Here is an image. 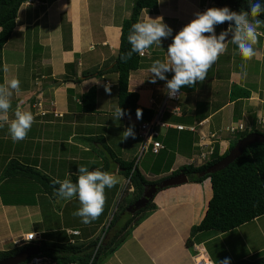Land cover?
<instances>
[{
    "label": "crops",
    "instance_id": "obj_1",
    "mask_svg": "<svg viewBox=\"0 0 264 264\" xmlns=\"http://www.w3.org/2000/svg\"><path fill=\"white\" fill-rule=\"evenodd\" d=\"M110 1L31 0L21 7L15 32L0 52V68L3 71L0 84L4 83L5 78L20 80L19 93L13 91L9 118H14L19 103L34 114L35 121L27 138L18 142L12 140L8 125L0 128V179L11 160L38 169L49 168L45 173L50 172L53 179L60 180L76 175L79 166L89 164L90 171L100 168L106 157L104 146L98 141H103L123 161H135L138 150L136 142L130 144L122 141L123 132L130 126H134L135 133L139 132L141 120L132 116H124L121 120L114 118L118 107V75L111 71L120 50L122 23L131 15L132 0L130 6H106ZM194 7L179 6V25L186 26L196 18L197 13H203L206 9L197 7L194 11ZM148 16L162 17L159 12H143L140 20ZM217 26L219 33L229 27L226 22L221 27ZM219 33H216L217 36ZM231 39L230 33L227 51L211 66L204 81L180 89L182 116L166 114L165 119L175 125L194 126L197 132L163 130L160 140L165 149L159 154L166 152V156L170 159L173 156L174 161L167 170L156 172L148 169L146 173L141 170L149 181L170 178L174 172L188 165L190 158L198 152L200 133L220 132L218 144L220 153L224 154L233 140V136L227 134L228 126L242 123L250 128L264 121V73H261L264 72V35L258 37V43L254 46L257 55L248 61L239 55ZM167 41V38H162V45ZM150 48L146 50L140 69L130 75L129 88L139 94L141 106L156 111L168 90L167 81L157 79L156 83H151L153 76L149 69L155 60L167 57L168 49L151 51ZM250 62H253V66ZM5 65L8 67L7 73L4 71ZM100 71L103 72L101 77L98 76ZM173 75V72L166 73L168 80ZM256 82L257 88L253 87ZM106 86L111 88L110 93L106 92ZM235 86L248 90L251 97L234 100L232 91ZM93 87L97 90L96 111L84 112L81 98ZM237 94L242 96V91H237ZM118 141H122L121 145L117 144ZM88 144L98 147L97 156L91 157L93 152ZM27 147L30 151H27ZM111 165H114L113 162ZM152 168H155L153 164ZM58 169L64 171V178L55 176ZM113 174L118 182L112 188H105L106 205L109 201L112 204L121 188L127 186L128 180L118 170ZM18 183H27L31 188L27 190L33 194V198L27 203L3 198V194L6 195L3 187ZM38 192V185L27 180L5 179L0 184V252L24 247L23 240L30 233H36L38 242L72 243L75 240L76 243H83L99 238L97 232L101 226L103 230L104 217L108 213L103 218L99 217V227L97 223L92 225L95 228L87 229L84 225V228L75 227L72 230L81 232L77 237L64 234L65 212L69 209L68 213L73 214L67 205L78 196L64 200L42 195L49 210L43 218H39L41 200L34 201ZM38 196L40 199L41 195ZM212 196L211 179L201 184L188 182L159 191L154 198L156 210L132 231L126 242L103 264H195L196 247L205 248L212 255L213 263L219 264L221 251L212 252L210 244L260 221L264 216L228 233L200 232L191 238V230L204 219ZM60 203L65 208L58 211L55 204ZM77 208L78 205L74 211ZM255 232L246 236L250 238L244 241L246 248L243 251L232 247L233 251H225L227 254L222 257L223 260L229 258L232 264L241 259L253 260L264 254V226L260 225ZM256 238H261V244L253 249L251 242ZM43 264L55 263L47 261Z\"/></svg>",
    "mask_w": 264,
    "mask_h": 264
},
{
    "label": "trees",
    "instance_id": "obj_2",
    "mask_svg": "<svg viewBox=\"0 0 264 264\" xmlns=\"http://www.w3.org/2000/svg\"><path fill=\"white\" fill-rule=\"evenodd\" d=\"M29 1L31 0H0V52L8 44L15 32L21 7ZM43 1L54 2L56 0ZM210 2L212 3L210 7L215 5L218 8L228 7L235 12H240L241 10L250 11L248 0H210ZM260 2L264 3V0H260ZM159 6V0H132L131 15L122 23L120 50L115 59L114 68L111 70L118 75V106L124 109L126 113H130V115H125L130 117H137V109H141V121L151 120L155 111L139 104V94L131 91L129 84L130 75L140 69L144 56L133 53L130 59L124 60L122 58L131 49L128 35L132 25L140 20L143 12L150 14L158 13ZM259 19L264 20V13L260 15ZM259 31L264 33V27H261ZM98 73L99 77L103 76V72L100 71ZM0 76H3L2 67L0 68ZM237 91H242V96L239 97ZM241 97L250 98L251 93L248 90L235 86L232 91V98L236 100ZM81 103L84 112L93 113L96 111L97 90L95 87L82 96ZM253 132L264 134V132L253 127L250 131L233 136V140L224 154L220 153L219 145H217L210 161L203 166L197 167L188 164L172 174L175 176L184 173L187 175L190 183L201 184L205 180L211 179L212 199L209 202L207 213L202 222L192 228L191 238L200 232L228 233L264 216L263 143H255L249 146L238 159L225 169L213 174H207L208 169L225 158L240 139ZM98 143L104 146V156L106 157L103 158V165L99 169L112 174L118 170L119 174L128 180V187L125 193L130 195V197L127 207L133 206L136 201L143 197L147 185L159 183L163 180L149 181L139 166L135 164V161H123L103 141H98ZM110 161L113 162V166ZM173 161L174 158L172 156L168 168H171ZM2 179H18L21 182L27 180L36 185L39 184L47 195L56 197L52 185L53 178L44 174L38 168L24 165L17 160H11L4 168ZM69 179L75 183L77 175H73ZM55 187L58 188L59 186L56 185ZM131 189L132 192L128 193V190L130 191ZM156 208L157 206L153 198L145 208L135 213L129 212L130 215L127 217V220L115 229L114 218L107 230L108 236L101 244L97 238L83 243L40 241L34 245L40 247L41 257L47 258L55 264H103L126 242L132 235V231L143 223ZM190 241L191 239L189 243ZM28 247L24 246L0 252V260L14 256ZM28 263L29 261L25 264ZM232 264H264V254L253 260L241 259Z\"/></svg>",
    "mask_w": 264,
    "mask_h": 264
},
{
    "label": "clouds",
    "instance_id": "obj_3",
    "mask_svg": "<svg viewBox=\"0 0 264 264\" xmlns=\"http://www.w3.org/2000/svg\"><path fill=\"white\" fill-rule=\"evenodd\" d=\"M248 3L250 11L235 12L228 7L210 8L209 6L205 7L206 10L203 13H197L196 18L174 36L173 42L168 46L167 57L164 60L157 59L152 63L149 71L153 78L150 82L156 83L157 79L166 80L168 94L175 97L182 87L195 86L197 81H204L211 66L219 59L220 55L227 51L229 41L227 37L230 33L232 34L230 42L237 46L239 55L244 61L255 57L257 51L254 46L258 43V37L264 35L259 31L261 27H264V20L259 19L260 15L264 13V3H261L260 0H248ZM225 22L229 27L217 36L216 26ZM171 35L172 29L164 23L163 17H145L132 25L128 35L131 49L122 59H130L133 53L143 56L153 44L161 45L162 38L166 39ZM4 71L8 72L7 65H5ZM168 72L174 73L170 80L166 76ZM244 75L246 76L247 73L245 72ZM20 83L18 78L11 80L5 78L4 83L0 84V128L8 125L14 142L26 139L35 121L34 114L24 109L19 103L15 108L14 118H9L13 91L19 93ZM105 90L108 93L111 92V88L108 86L105 87ZM125 115H130V113H126L119 106L116 107L115 119L121 120ZM140 118H142V110L137 109V119ZM133 129L134 126H130L123 132L124 140L129 137L135 138ZM252 129L253 127L246 128L245 131ZM256 129L258 130V128ZM76 175L75 183L71 179H53L54 195L64 200L78 196L81 207L73 215L81 217L82 222L88 224L96 220L104 211L105 188L114 187L118 181L115 175L110 172L102 171L99 168L90 171L86 166H79ZM56 185L59 187L56 188ZM36 242L38 240L32 243ZM219 264H231V261L229 258H225Z\"/></svg>",
    "mask_w": 264,
    "mask_h": 264
},
{
    "label": "rangeland",
    "instance_id": "obj_4",
    "mask_svg": "<svg viewBox=\"0 0 264 264\" xmlns=\"http://www.w3.org/2000/svg\"><path fill=\"white\" fill-rule=\"evenodd\" d=\"M120 2H122V3L120 4ZM159 2H160V6H159L158 12L164 18V23H166L172 29V35L167 38L168 41L163 45H162V42H161V45L153 44L151 46L152 48H150L151 51L168 49V46L173 42L174 36L176 34H178L179 31L182 30L183 27H185L184 25L178 24L179 6H195L194 7V11H195V8H197V7L198 8L199 7L203 8V6L209 7L210 4H212L210 2V0H159ZM130 4H131V0H112L108 3H106V6H130ZM205 7L203 9H205ZM213 7L218 8L215 5H212L210 8H213ZM220 27H221V24H220ZM215 31L218 34L220 32V28L218 26H216ZM155 56H157V54H155ZM250 64L253 66V62H250ZM261 73H264V72L261 71ZM160 81L162 82L163 80H160ZM164 83H166V81H164ZM253 87L257 88V82L255 83V86H253ZM166 93H167V91H166ZM254 127L258 128V130L261 132L264 130V124H258L257 126H254ZM135 132L136 131H134V133ZM122 141H124L126 143L129 142L130 144H133L132 142H136V148L138 150H137V153H136L134 159H135V164L139 166L140 170H143L146 173V172H148V169H153L156 172L160 169H163V170L168 169V164H169L171 159L166 156V154H167L166 152H163L159 155H154V154H152V152H146L144 154L141 153L142 145L140 143V140H138V132L135 133V138L130 137L129 139H126V140L123 139ZM122 141L121 142L118 141L117 144L121 145ZM88 145L90 146V148H92L93 153L91 154V157L97 156L96 151H98V147H96L95 144H88ZM26 149H27V151H30V148L27 147ZM109 160H111V159H109ZM20 161L23 162L22 160H20ZM98 161H99V159H98ZM189 162H190V160H189ZM152 164L155 166V168H152ZM88 166H89V164H88ZM88 166H86V167H88ZM48 169L49 168H46V170H43V169H39V170L41 172H43L44 174L48 175L49 177H51L50 172L45 173L46 171H49ZM50 169L52 170V168H50ZM88 169H89V167H88ZM64 175H65L64 171L58 169L57 174L55 176H59L60 178H64ZM148 176L150 179H152V176H150V174H148ZM3 181H4V179H2V175H1L0 184H2ZM127 184H128V181H127ZM127 186L125 187V185H124L121 188L118 195L114 197L112 204H111V201H109L107 205L106 204L104 205V211L99 216V217L103 218L108 213L104 217V218H106V222H105L103 230H102L103 226H101L97 222L99 217L96 220H93L91 223L85 224L82 222L81 217H79V216L75 217L73 214L71 216L70 213H68V211H69V209H68L65 212V214H66L65 215V219H66L65 225L66 226H65L64 234L68 233V230H72L75 227L84 228L83 225L87 226L86 227L87 229L95 228L93 226L96 225V223H97V225H98L97 227L101 226L100 230H98V232H97V236L103 242L108 236L107 230H108L109 225L112 222V220L115 218V223H114V229H115L116 227L121 226L127 220V217H129V215H130L129 211H128L129 207H127L129 195H127V193H125ZM3 188H4V191L6 194L5 196L3 194V198L6 201H12L13 202V201L19 200V202L27 203L31 198H33V194H30L29 191L27 190L28 188H30L27 183H24V184L18 183L17 185H13V186L12 185H5ZM38 189H39V192L34 197V201L38 200V202H40V200H41V209L42 210H40L39 218H41L40 216H42V218H43L44 215L48 212L49 208L45 207L46 206L45 198H44L45 196H42V195H46V193L44 192V190L42 189V187L39 184H38ZM128 193H130L129 190H128ZM38 195H41L40 199H39L40 196H38ZM76 205H78V208H77V210H78L81 207L79 199H74V201L69 203V205H67V207H69L71 209L72 213H74L77 211V210L74 211ZM63 208H65V207L63 206L62 203L55 204V209H57L58 211L63 210ZM108 209H109V211H107ZM104 212H105V214H104ZM22 225H24V224H22ZM260 225L264 226V218H262L258 222L250 223L248 226L244 227L241 230L234 231L233 233L229 234L227 237L221 238L218 242L210 244L209 248H211V251L214 253L221 251V261H222L223 260L222 257L227 254L225 251H227V250L233 251L232 247H234V249H237L238 251H241V250L243 251L246 248V246L244 245V243H245L244 241L249 240V238H250V237L246 238V236L256 233L255 230H257V228ZM2 229H4V225H2ZM26 230L29 231L28 229H26ZM33 230H34V228H33ZM101 230H102V232L100 233ZM105 232H107V233L103 236V234ZM74 239H76V238H74ZM251 241H249V242H251ZM260 244H261V238H256V239H254L253 242H251L253 249H255V247L259 248ZM247 248L250 250V247L248 245H247ZM209 255L213 261L212 255L210 253H209ZM214 255L217 256V254H214Z\"/></svg>",
    "mask_w": 264,
    "mask_h": 264
},
{
    "label": "built area",
    "instance_id": "obj_5",
    "mask_svg": "<svg viewBox=\"0 0 264 264\" xmlns=\"http://www.w3.org/2000/svg\"><path fill=\"white\" fill-rule=\"evenodd\" d=\"M145 55L146 52L143 56ZM181 96L182 92L180 90L175 97L170 96L167 90V93L159 107L156 109L153 118L151 120L141 121L138 132V138L142 145L141 153L144 154L146 152H153L154 154H159L165 149L164 144L160 140L163 130L176 129L179 131L186 130L195 133L197 132L196 127L194 126L175 125L166 121L165 119L166 114H170L175 117L182 116V108L180 106ZM260 124H264V121H260ZM201 125H203V123ZM226 130L230 135H235L238 132L245 131L246 128L241 123L237 125H231L227 127ZM200 134V139L198 141V152L190 159V162L188 163L189 165L197 167L203 166L210 161L211 156L215 153L217 144L220 142V132ZM68 234L77 237L81 235V232L79 230H68ZM105 234L106 232L103 234V236ZM37 240L38 236L36 233H30L24 238L23 245L30 244ZM101 242L102 240H100V244ZM72 243H76V241L73 240ZM196 250L197 252L194 256L195 264H214L205 248L200 249L196 247ZM47 261V258L36 256L33 257L28 264H43Z\"/></svg>",
    "mask_w": 264,
    "mask_h": 264
},
{
    "label": "water",
    "instance_id": "obj_6",
    "mask_svg": "<svg viewBox=\"0 0 264 264\" xmlns=\"http://www.w3.org/2000/svg\"><path fill=\"white\" fill-rule=\"evenodd\" d=\"M255 143L264 144V134L253 132L248 134L246 137L240 139L235 144V146L230 150V152L225 158H223L220 162H218L217 164L213 165L211 168L208 169L207 174H213L225 169L236 159H238L249 146ZM188 182L189 179L187 175L184 173H180L178 175L164 179L160 183L147 185L145 187L143 197L138 201H136L133 204V206L129 207L128 211L135 213L136 211L145 208L149 203V201L155 198L156 194L159 191L169 187L186 184ZM40 254H41L40 247L36 245H32L14 256L1 259L0 264H25L33 257L38 256Z\"/></svg>",
    "mask_w": 264,
    "mask_h": 264
},
{
    "label": "flooded vegetation",
    "instance_id": "obj_7",
    "mask_svg": "<svg viewBox=\"0 0 264 264\" xmlns=\"http://www.w3.org/2000/svg\"><path fill=\"white\" fill-rule=\"evenodd\" d=\"M167 179V178H166ZM164 180V179H163ZM160 183V182H159Z\"/></svg>",
    "mask_w": 264,
    "mask_h": 264
}]
</instances>
